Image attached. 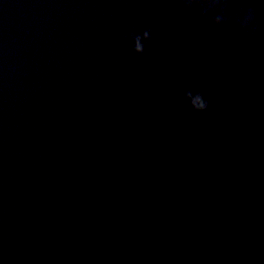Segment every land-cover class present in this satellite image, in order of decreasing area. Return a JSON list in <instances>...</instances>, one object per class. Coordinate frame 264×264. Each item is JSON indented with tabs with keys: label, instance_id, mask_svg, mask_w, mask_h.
<instances>
[{
	"label": "water",
	"instance_id": "water-1",
	"mask_svg": "<svg viewBox=\"0 0 264 264\" xmlns=\"http://www.w3.org/2000/svg\"><path fill=\"white\" fill-rule=\"evenodd\" d=\"M0 258L264 264V0H0Z\"/></svg>",
	"mask_w": 264,
	"mask_h": 264
},
{
	"label": "clouds",
	"instance_id": "clouds-1",
	"mask_svg": "<svg viewBox=\"0 0 264 264\" xmlns=\"http://www.w3.org/2000/svg\"><path fill=\"white\" fill-rule=\"evenodd\" d=\"M216 0H213V3H215ZM187 3H191V0H187ZM224 19L223 15H217L216 17H214V22L215 23H220L222 22ZM235 24L238 28L244 29V28H250L251 30H254L256 26H258L256 23L253 22V14L251 12V10H249L248 12L244 13L243 15L239 16L236 20H235ZM145 36V38L148 37V33L144 32L143 34ZM136 51L140 52L142 51V45L137 44L136 45ZM207 107V104L205 101H200L198 104V108L199 109H204ZM0 264H4L3 258H0Z\"/></svg>",
	"mask_w": 264,
	"mask_h": 264
}]
</instances>
